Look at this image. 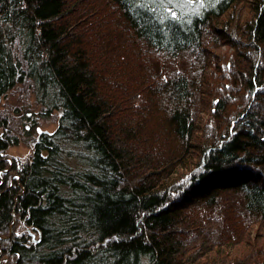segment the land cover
<instances>
[{"label":"trees","instance_id":"16d2710c","mask_svg":"<svg viewBox=\"0 0 264 264\" xmlns=\"http://www.w3.org/2000/svg\"><path fill=\"white\" fill-rule=\"evenodd\" d=\"M18 87L0 264H264V0H0Z\"/></svg>","mask_w":264,"mask_h":264},{"label":"rangeland","instance_id":"374dc122","mask_svg":"<svg viewBox=\"0 0 264 264\" xmlns=\"http://www.w3.org/2000/svg\"><path fill=\"white\" fill-rule=\"evenodd\" d=\"M17 109L19 113L15 114L12 110ZM39 106L35 103L34 94L32 92H25L21 87L15 88L11 93L6 95L0 101V115L7 116L11 122L13 129L28 128L30 121L22 117L26 113L28 119H35L39 113ZM37 129H45L52 132L56 127V122L50 120H38ZM18 129V130H19ZM17 130V131H18ZM24 132V131H23ZM22 138L21 136H19ZM6 155L9 159L15 158L21 162L31 159V149L23 140L15 147L8 148ZM36 239L34 235V240Z\"/></svg>","mask_w":264,"mask_h":264},{"label":"snow or ice","instance_id":"6c2138e0","mask_svg":"<svg viewBox=\"0 0 264 264\" xmlns=\"http://www.w3.org/2000/svg\"><path fill=\"white\" fill-rule=\"evenodd\" d=\"M160 2L163 3L164 0H160ZM193 2H194V0H193ZM201 3H203V0H201ZM167 11L170 14V16L173 18H176L178 15V13L176 11L172 10V8H168ZM37 131H46V130L45 129H38ZM17 255H19V253Z\"/></svg>","mask_w":264,"mask_h":264},{"label":"water","instance_id":"95a60500","mask_svg":"<svg viewBox=\"0 0 264 264\" xmlns=\"http://www.w3.org/2000/svg\"><path fill=\"white\" fill-rule=\"evenodd\" d=\"M38 130V129H37ZM42 132H47V131H38L39 134H41ZM32 240L34 242H37L38 240H34V234H31Z\"/></svg>","mask_w":264,"mask_h":264}]
</instances>
